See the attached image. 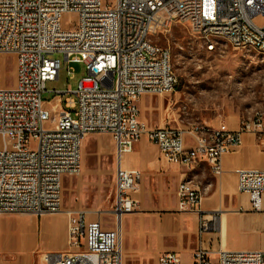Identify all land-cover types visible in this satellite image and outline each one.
Wrapping results in <instances>:
<instances>
[{
  "label": "built area",
  "instance_id": "1",
  "mask_svg": "<svg viewBox=\"0 0 264 264\" xmlns=\"http://www.w3.org/2000/svg\"><path fill=\"white\" fill-rule=\"evenodd\" d=\"M68 15L74 19L65 23ZM257 18H264V0H0V214L66 215V250L42 253L40 264H122L120 220L136 209L141 172L123 169L121 159L142 136L166 161L205 162L213 174L244 133L264 150L263 111L235 129L223 122L179 128L149 127L137 107L143 94L171 93L178 84L169 48L154 41L157 33L187 22L207 49L216 35L232 36L237 48L246 42L264 47V22ZM4 56L14 66L10 86L1 80ZM71 63L86 70L76 87L52 90L53 99H44L46 82L59 78L62 64L71 74ZM95 132L110 134L114 143V198L105 211L112 228L102 226V211L90 220L89 210L62 207V178L80 173L82 141ZM195 133L203 141H195ZM236 177L251 209L262 210L264 170L238 169ZM199 192L189 180L176 188L178 210L197 215L200 235L213 226ZM192 258L193 264H264V251L220 249L213 256L199 246ZM158 264L181 259L165 251Z\"/></svg>",
  "mask_w": 264,
  "mask_h": 264
},
{
  "label": "crops",
  "instance_id": "2",
  "mask_svg": "<svg viewBox=\"0 0 264 264\" xmlns=\"http://www.w3.org/2000/svg\"><path fill=\"white\" fill-rule=\"evenodd\" d=\"M145 95L153 94H143L138 99L139 119L149 127H157L144 115L150 98ZM216 119L203 123L215 127L223 122L229 129H235L241 118ZM185 142L188 146L193 143L190 136H185ZM121 167L141 172L135 197L141 211L125 214L120 220L122 264H158L165 251L177 253L181 264H193V253L199 246L213 256L220 249L264 251V196L262 210H253L247 194L238 192L236 187V170H264V150L257 146L253 134L244 133L241 146L221 156L219 174H213L205 162L183 166L166 161L158 156L157 146L146 136L122 156ZM66 177L70 176H63L62 186ZM181 180H189L202 191L200 206L213 228L200 235L197 215L178 210L176 188ZM62 207L89 210L88 218H97V210L66 208L63 200ZM100 220L104 228L113 227L110 215L101 213ZM136 245L140 249H134ZM66 248L63 212L0 214V264H40L42 253Z\"/></svg>",
  "mask_w": 264,
  "mask_h": 264
},
{
  "label": "rangeland",
  "instance_id": "3",
  "mask_svg": "<svg viewBox=\"0 0 264 264\" xmlns=\"http://www.w3.org/2000/svg\"><path fill=\"white\" fill-rule=\"evenodd\" d=\"M73 19L74 16L68 15L64 21ZM256 21L264 22V18ZM215 40L216 47L207 49L187 22L175 21L167 31L156 34L154 41L170 50L178 84L171 93L145 95L150 98L146 101L148 108L147 111L144 109V115L153 123L186 128L195 122L226 116L244 118L256 111L264 112V54L251 48L234 47L224 38ZM9 58L1 59V80L5 86L14 84V66ZM69 66L71 74L67 73V65L62 64L59 78L46 82L44 99H53L52 90L75 88L86 73L83 63ZM66 95L69 94L62 95V99ZM114 152V143L106 132L90 133L84 138L80 173L63 181L64 207L88 208L103 213L110 208L114 198ZM140 211L138 201L133 213ZM134 249H140V246L136 245Z\"/></svg>",
  "mask_w": 264,
  "mask_h": 264
},
{
  "label": "bare ground",
  "instance_id": "4",
  "mask_svg": "<svg viewBox=\"0 0 264 264\" xmlns=\"http://www.w3.org/2000/svg\"><path fill=\"white\" fill-rule=\"evenodd\" d=\"M216 38H224L226 39L232 46L236 47L235 42H233L232 40V36L230 35H216ZM216 41V40H215ZM215 41H212L209 43V50L215 48ZM215 46V47H214ZM245 48H251L254 49L262 54H264V47L263 46H255V44L253 42H246L245 43ZM262 113V111H256L254 112L252 115L241 118L240 122L241 123H251V120H255L257 115H260ZM262 122H264V114L262 115ZM195 141H203V134L202 133H195ZM189 184H191L189 182ZM201 193L199 192V199H201Z\"/></svg>",
  "mask_w": 264,
  "mask_h": 264
}]
</instances>
